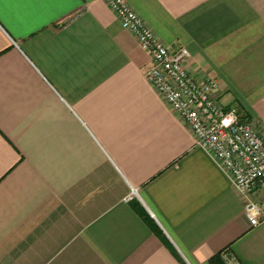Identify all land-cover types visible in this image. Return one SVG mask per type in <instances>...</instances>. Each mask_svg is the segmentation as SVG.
Instances as JSON below:
<instances>
[{
	"label": "crops",
	"instance_id": "crops-1",
	"mask_svg": "<svg viewBox=\"0 0 264 264\" xmlns=\"http://www.w3.org/2000/svg\"><path fill=\"white\" fill-rule=\"evenodd\" d=\"M264 127V0H125ZM109 0L0 15V264H264V221L145 77ZM225 264V256H222Z\"/></svg>",
	"mask_w": 264,
	"mask_h": 264
},
{
	"label": "built area",
	"instance_id": "built-area-1",
	"mask_svg": "<svg viewBox=\"0 0 264 264\" xmlns=\"http://www.w3.org/2000/svg\"><path fill=\"white\" fill-rule=\"evenodd\" d=\"M123 28L149 52L145 70L150 85L190 128L196 146L229 177L241 195L251 227L264 221V127L244 117L237 107L220 102L214 78L199 81L186 69L191 54L185 47L166 46L125 0H109ZM226 264H239L225 256Z\"/></svg>",
	"mask_w": 264,
	"mask_h": 264
},
{
	"label": "snow or ice",
	"instance_id": "snow-or-ice-1",
	"mask_svg": "<svg viewBox=\"0 0 264 264\" xmlns=\"http://www.w3.org/2000/svg\"><path fill=\"white\" fill-rule=\"evenodd\" d=\"M40 2H49V0H0V15H2L4 6L6 4L24 5V4H37Z\"/></svg>",
	"mask_w": 264,
	"mask_h": 264
},
{
	"label": "trees",
	"instance_id": "trees-1",
	"mask_svg": "<svg viewBox=\"0 0 264 264\" xmlns=\"http://www.w3.org/2000/svg\"><path fill=\"white\" fill-rule=\"evenodd\" d=\"M231 256L230 253H229V250L228 249H225L223 250L221 253L217 254L216 256H214L211 260H210V263L211 264H225L222 256ZM232 257V256H231Z\"/></svg>",
	"mask_w": 264,
	"mask_h": 264
}]
</instances>
